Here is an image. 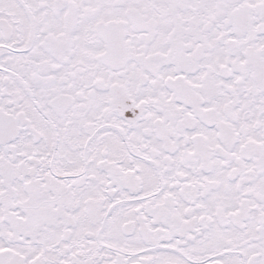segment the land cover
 I'll list each match as a JSON object with an SVG mask.
<instances>
[{
	"label": "snow or ice",
	"instance_id": "6c2138e0",
	"mask_svg": "<svg viewBox=\"0 0 264 264\" xmlns=\"http://www.w3.org/2000/svg\"><path fill=\"white\" fill-rule=\"evenodd\" d=\"M0 264H264V0H0Z\"/></svg>",
	"mask_w": 264,
	"mask_h": 264
}]
</instances>
